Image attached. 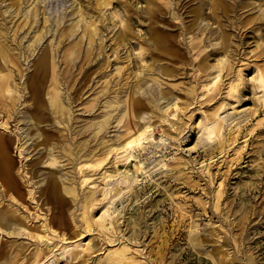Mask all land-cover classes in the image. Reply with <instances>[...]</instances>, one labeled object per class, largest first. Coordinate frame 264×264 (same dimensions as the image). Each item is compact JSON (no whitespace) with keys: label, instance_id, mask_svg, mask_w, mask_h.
<instances>
[{"label":"rangeland","instance_id":"374dc122","mask_svg":"<svg viewBox=\"0 0 264 264\" xmlns=\"http://www.w3.org/2000/svg\"><path fill=\"white\" fill-rule=\"evenodd\" d=\"M0 33V264H264V0H0Z\"/></svg>","mask_w":264,"mask_h":264},{"label":"bare ground","instance_id":"6f19581e","mask_svg":"<svg viewBox=\"0 0 264 264\" xmlns=\"http://www.w3.org/2000/svg\"><path fill=\"white\" fill-rule=\"evenodd\" d=\"M19 11V10H18ZM25 15V14H24ZM5 35V34H4ZM18 35V34H17ZM13 37V36H12ZM0 45H2V47H0V50L2 51V54L4 56L7 55V49L5 47H3V41L1 39V33H0ZM8 45V44H7ZM62 48V47H61ZM32 49V48H31ZM194 57V56H193ZM46 64V63H44ZM44 66V69H46L45 65ZM56 81V80H55ZM1 85V84H0ZM106 90V89H105ZM153 91V90H152ZM117 92V91H116ZM112 95V94H111ZM174 99V98H172ZM112 102V101H111ZM59 101L58 100H54L52 101V104L55 106V107H59ZM63 103V102H62ZM115 102H112V103H108L107 105V115L106 117L104 118L103 121H100L98 123H96L94 126H93V130H94V135L96 136L98 133H100L106 126V123H107V119L110 117V112H112L113 109H115V105L113 104ZM119 103V102H118ZM181 103V102H180ZM120 104V103H119ZM117 106V104H116ZM14 108V107H13ZM62 108V107H61ZM158 110V109H157ZM182 111V110H181ZM119 112V111H118ZM165 112V111H164ZM121 114V113H120ZM167 114V112H166ZM173 115V114H172ZM68 116V115H67ZM105 116V115H104ZM103 116V117H104ZM163 117V116H162ZM166 120V119H165ZM178 120V119H177ZM164 121V120H163ZM217 124V123H216ZM179 126V125H178ZM72 128V127H71ZM108 130V129H107ZM60 131V130H59ZM36 132V130H35ZM80 133V132H79ZM212 132L210 131V134ZM39 134V133H38ZM152 134V133H151ZM209 134V135H210ZM92 135V133H91ZM141 135V134H139ZM138 135V136H139ZM207 136V135H206ZM211 137V135L209 136ZM135 137L133 138H130L126 141V144L128 145H132L133 142L135 141L134 140ZM213 138V137H212ZM225 138V137H224ZM74 139V138H73ZM85 139V138H84ZM87 140V139H86ZM142 141V140H141ZM81 143V142H80ZM79 143V144H80ZM125 144V145H126ZM135 144V143H134ZM81 145V144H80ZM95 145V144H94ZM80 147V146H79ZM133 147V146H132ZM225 147V146H224ZM82 146L79 148L81 149ZM83 149V148H82ZM123 149V148H121ZM62 150V149H61ZM220 150V149H219ZM218 150V151H219ZM222 150V149H221ZM225 150V149H224ZM123 151V150H122ZM85 155V154H84ZM99 157V156H98ZM96 158V157H95ZM88 162V161H87ZM70 165V164H69ZM99 166V165H98ZM101 166V165H100ZM12 167H13V159H12V156H11V153H10V149L8 147V145L4 142L3 138L0 137V180H1V183L2 185L6 188V190H12L13 192L16 191L18 193V186H17V182L15 180V177L12 173ZM83 167V166H82ZM34 173V172H33ZM181 173V172H180ZM32 174V173H31ZM47 174V173H46ZM177 175V174H176ZM107 178V177H106ZM4 190V189H3ZM50 190H51V193H53L55 196L59 195V189L57 187V185L55 184V182H50ZM92 192V191H91ZM118 192V191H117ZM104 193V192H103ZM95 194V193H94ZM93 194V195H94ZM88 196V195H87ZM91 196V195H90ZM89 196V197H90ZM113 196V195H112ZM115 196V195H114ZM10 197V196H9ZM93 198V197H92ZM98 198V196H97ZM104 198V197H103ZM88 199V198H87ZM85 198V200H87ZM91 199V197L89 198ZM88 199V200H89ZM84 200V201H85ZM88 200L86 202H88ZM105 200V199H103ZM90 202V201H89ZM1 203V202H0ZM93 204V203H92ZM98 204V203H97ZM94 207V206H92ZM106 207V206H105ZM80 212V211H79ZM86 225V224H85ZM89 226V225H88ZM91 227V226H90ZM93 228V227H92ZM49 229V228H48ZM96 229V228H95ZM10 234V233H9ZM11 235V234H10ZM37 235V234H36ZM23 236V235H22ZM42 237V236H41ZM40 240V239H39ZM81 241V240H80ZM63 243V242H62ZM63 245V244H62ZM82 245V244H81ZM77 248V246H76ZM75 248V249H76ZM81 249V247H79ZM119 249V248H118ZM117 251V250H116ZM121 251V250H119ZM99 252V251H98ZM122 253V252H121ZM114 257H116L114 255ZM110 259V258H109ZM122 259H119V258H115L113 260H110L108 262V264H118L119 262H121Z\"/></svg>","mask_w":264,"mask_h":264}]
</instances>
